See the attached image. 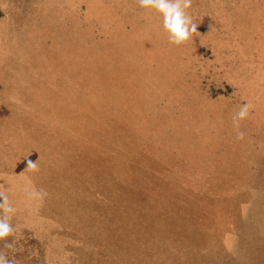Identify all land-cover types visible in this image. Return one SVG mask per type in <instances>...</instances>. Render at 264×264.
I'll return each instance as SVG.
<instances>
[{
    "label": "rangeland",
    "instance_id": "1",
    "mask_svg": "<svg viewBox=\"0 0 264 264\" xmlns=\"http://www.w3.org/2000/svg\"><path fill=\"white\" fill-rule=\"evenodd\" d=\"M10 1L0 0V190L20 211L0 251L16 264H264V0H193L199 34L181 45L137 0Z\"/></svg>",
    "mask_w": 264,
    "mask_h": 264
},
{
    "label": "clouds",
    "instance_id": "2",
    "mask_svg": "<svg viewBox=\"0 0 264 264\" xmlns=\"http://www.w3.org/2000/svg\"><path fill=\"white\" fill-rule=\"evenodd\" d=\"M193 0H137V3L145 9L159 13L163 18V28L168 33L171 44L181 45L191 40L193 34H199L198 25L193 21L187 11L192 7ZM249 105H244L237 113V117L244 119L248 114ZM235 122V118H234ZM238 127V125H237ZM244 134L239 132L238 139H243ZM26 167L29 171H39L38 165L33 160H28ZM2 188V187H0ZM30 198L43 199L47 193L43 190L27 192ZM0 241H7L16 231L10 222L16 213L5 190H0ZM5 248L15 250L14 243H5ZM0 264H16L15 258L9 260L7 252L0 251Z\"/></svg>",
    "mask_w": 264,
    "mask_h": 264
},
{
    "label": "bare ground",
    "instance_id": "3",
    "mask_svg": "<svg viewBox=\"0 0 264 264\" xmlns=\"http://www.w3.org/2000/svg\"><path fill=\"white\" fill-rule=\"evenodd\" d=\"M4 1H5V0H4ZM9 1H10V0H9ZM12 1H14V0H12ZM12 1H10V2H12ZM34 1H35V0H34ZM34 1H30V2H34ZM60 1H61V0H60ZM97 1H98V0H97ZM233 1H234V0H233ZM240 1H241V0H240ZM248 1H249V0H248ZM45 2H46V1H45ZM47 2H48V1H47ZM83 2H84V1H83ZM83 2H82V3H83ZM88 2H90V0H88ZM91 2H92V1H91ZM250 2H251V1H250ZM34 3H35V2H34ZM84 3H85V2H84ZM86 3H87V0H86ZM196 3H197V1H196ZM228 3H229V2H228ZM248 3H249V2H248ZM261 3H262V2H261ZM15 4H16V3H15ZM15 4H14V5H15ZM28 4H30V3H28ZM40 4H41V3H40ZM194 4H195V3H194ZM198 4H199V3H198ZM237 4H238V3H237ZM254 4H255V3H254ZM3 5H4V3H3ZM6 5H7V4H6ZM37 5H38V4H37ZM49 5H50V4H49ZM10 6H11V5H10ZM10 6H9V7H10ZM28 6H29V5H28ZM85 6H86V5H85ZM105 6H106V4H105ZM131 6H132V5H131ZM248 6H249V5H248ZM257 6H258V5H257ZM262 6H263V5H262ZM29 7H30V6H29ZM34 7H36V6H34ZM38 7H39V6H38ZM38 7H37V8H38ZM44 7H45V5H44ZM100 7H101V6H100ZM243 7H244V6H243ZM258 7H260V6H258ZM32 8H33V7H32ZM123 8H124V7H123ZM261 8H262V7H261ZM21 9H22V8H21ZM43 9H44V8H43ZM47 9H48V8H47ZM47 9H46V10H47ZM51 9H52V8H51ZM53 9H54V8H53ZM115 9H116V8H115ZM193 9H194V8H193ZM263 9H264V7H263ZM5 10H6V9H5ZM5 10H4V11H5ZM33 10H34V9H33ZM125 10H126V9H125ZM145 10H146V9H145ZM199 10H200V9H199ZM215 10H216V9H215ZM230 10H231V9H230ZM261 10H262V9H261ZM62 11H64V10H62ZM202 11H203V10H202ZM228 11H229V10H228ZM228 11H227V12H228ZM32 12H33V11H32ZM32 12H31V13H32ZM44 12H45V11H44ZM51 12H53V11H51ZM209 12H210V11H209ZM263 12H264V11H263ZM5 13H6V12H5ZM35 13H36V12H35ZM47 13H48V12H47ZM125 13H126V11H125ZM148 13H149V12H148ZM203 13H204V12H203ZM213 13H214V12H213ZM51 14H52V13H51ZM54 14H55V13H54ZM60 14H62V13H60ZM68 14H69V13H68ZM68 14H67V15H68ZM72 14H74V13L72 12ZM77 14H78V13H77ZM122 14H123V13H122ZM201 14H202V13H201ZM201 14H200V15H201ZM206 14H207V12H206ZM209 14H210V13H209ZM221 14H223V13H221ZM221 14H220V15H221ZM249 14H250V13H249ZM256 14H260V13H256ZM263 14H264V13H263ZM43 15H44V14H43ZM43 15H42V16H43ZM48 15H49V14H48ZM63 15H64V13H63ZM69 15H71V14H69ZM75 15H76V14H75ZM119 15H120V14H119ZM138 15H140V13H139ZM192 15H193V14H192ZM45 16H46V15H45ZM45 16H44V17H45ZM205 16H206V15H205ZM212 16H214V15H212ZM61 17H62V16H61ZM150 17H151V16H150ZM192 17H193V16H192ZM202 17H204V16H202ZM206 17H207V16H206ZM215 17H216V16H215ZM262 17H264V16H262ZM38 18H39V16H38ZM42 18H43V17H42ZM47 18H48V17H47ZM49 18H50V17H49ZM57 18H58V17H57ZM63 18L65 19L64 16H63ZM119 18H120V17H119ZM123 18H124V17H123ZM123 18H122V19H123ZM226 18H227V17H226ZM226 18H225V19H226ZM35 19H36V18H35ZM43 19H44V18H43ZM74 19H75V18H74ZM204 19H205V18H204ZM222 19H223V18H222ZM225 19H224V20H225ZM50 20H51V19H50ZM50 20H48V21H50ZM52 20H53V19H52ZM52 20H51V22H52ZM58 20H60V19H57V22H58ZM65 20H66V19H65ZM65 20H62V21L65 22ZM78 20H79V19H78ZM118 20H119V19H117V21H118ZM120 20H121V19H120ZM218 20H219V18H218ZM252 20H253V19H252ZM258 20H259V19H258ZM1 21L4 22V20H1ZM55 21H56V20H55ZM55 21H54V25H55ZM93 21H94V20H93ZM123 21H124V20H123ZM126 21H128V20H126ZM138 21H139V20H138ZM142 21H144V20H142ZM197 21H198V20H197ZM212 21H213V20H212ZM259 21H261V20H259ZM64 22H63V23H64ZM66 22H67V21H66ZM70 22H71V21H70ZM72 22H73V21H72ZM76 22H77V21H76ZM98 22H99V21H98ZM113 22H114V21H113ZM118 22H119V21H118ZM124 22H125V21H124ZM135 22H136V21H135ZM135 22H134V24H135ZM161 22H162V21H161V19H160V23H161ZM220 22H222V20H221ZM114 23H115V22H114ZM121 23H122V22H121ZM137 23H138V22H137ZM144 23H145V22H144ZM160 23H159V24H160ZM205 23H207V22H205ZM222 23H223V22H222ZM24 24H25V22H24ZM26 24H27V23H26ZM49 24L51 25L50 22H49ZM58 24H59V22H58ZM58 24H57V25H58ZM102 24H103V23H102ZM127 24H128V23H127ZM132 24H133V23H132ZM159 24H156V25H159ZM225 24H227V22H226ZM256 24H258V22H257ZM1 25H2V23H1ZM3 25H4V24H3ZM8 25H9V24H8ZM54 25H52V27H53ZM57 25H56L55 27H57ZM100 25H101V24H100ZM116 25H118V24H116ZM116 25H115V26H116ZM119 25H120V24H119ZM156 25H155V26H156ZM207 25H210V24L207 23ZM227 25H228V24H227ZM10 26H11V25H10ZM10 26H8V27L10 28ZM22 26H23V25H22ZM22 26H21V27H22ZM47 26H48V24H47ZM66 26H67V25H66ZM68 26H69V25H68ZM111 26H112V25H110L109 28H111ZM120 26H121V25H120ZM124 26H125V24H124ZM124 26H123V27H124ZM126 26H127V25H126ZM147 26H148V25H147ZM198 26H199V24H198ZM224 26H225V25H224ZM229 26H230V25H229ZM16 27L18 28V25H17ZM19 27H20V25H19ZM52 27H50V28H52ZM80 27H81V26H80ZM103 27H104V26H103ZM118 27H119V26H118ZM121 27H122V26H121ZM130 27H131V26H130ZM140 27H141V26H140ZM150 27H151V25H150ZM162 27H163V26H162ZM205 27H206V26H205ZM211 27H212V26H211ZM214 27H215V26H214ZM214 27L211 28V29L214 30ZM23 28H24V27H23ZM113 28H114V27H113ZM147 28L150 30L149 26H148ZM206 28H207V27H206ZM53 29H54V28H53ZM55 29H56V28H55ZM59 29H60V28H59ZM63 29H66V32H67V27H66V28H63ZM80 29H81V28H80ZM114 29H115V28H114ZM118 29H119V28H117V30H118ZM139 29H140V28H139ZM199 29H200V28H199ZM201 29H202V28H201ZM223 29H224V28H223ZM228 29H229V28H228ZM0 30H1V29H0ZM9 30H10V29H9ZM24 30H26V26H25V29H24ZM28 30H30V29H28V26H27V30H26V31H28ZM35 30H36V29H35ZM45 30H46V29H45ZM72 30L75 31V29H72ZM72 30H71V32H72ZM144 30H145V29H144ZM206 30H207V29H206ZM224 30H225V29H224ZM262 30H263V29H262ZM26 31H25V33H24V34H25L24 36L27 35V34H26ZM31 31H32V30H31ZM49 31H50V30H49ZM49 31H48V32H49ZM51 31H52V29H51ZM57 31H58V29H57ZM63 31H64V30H63ZM115 31H116V29H115ZM123 31H124V29H123ZM150 31H151V30H150ZM152 31H153V29H152ZM158 31H159V30H158ZM202 31H203V30H202ZM215 31H217V30H215ZM226 31H229V30H226ZM231 31H232V30H231ZM7 32H9V31H7ZM18 32H19V29H18ZM34 32H35V31H34ZM34 32H33V33H34ZM53 32H55V31H53ZM53 32H52V33H53ZM66 32H65V33H66ZM112 32H113V31H112ZM125 32H126V31H125ZM128 32H129V31H128ZM139 32H140V31H139ZM147 32H148V31H147ZM159 32H160V31H159ZM234 32H235V31H234ZM20 33H21V32H20ZM20 33H19V36H20ZM27 33H28V32H27ZM35 33H36V32H35ZM38 33H39V32H38ZM50 33H51V32H50ZM62 33H63V32H62ZM65 33H63V37H64ZM77 33H78V32H77ZM77 33H75V34H77ZM79 33H80V32H79ZM79 33H78V34H79ZM81 33H82V31H81ZM86 33H87V32L85 31V34H86ZM126 33H127V32H126ZM130 33H132V31H131ZM142 33H143V32H142ZM151 33H152V32H151ZM208 33H209V32H208ZM208 33H207L206 35H208ZM210 33L212 34L213 32L210 31ZM214 33H215V32H214ZM9 34H10V33H9ZM12 34H13V33H12ZM31 34H32V32L30 33V35H31ZM39 34H40V36L42 35L41 33H39ZM43 34H47V33L44 32ZM48 34H49V33H48ZM56 34H57V33H56ZM59 34H60V33H59ZM59 34H58L57 36H59ZM75 34L73 33L74 36H75ZM88 34H89V32H88ZM122 34H123V33H122ZM144 34H146V37H148L147 35H149V34H147V33H145V32H144ZM144 34H143V35H144ZM217 34H218V33H217ZM229 34H230V32H229ZM232 34H233V32H232ZM248 34H250V32H249ZM10 35H11V34H10ZM21 35H22V34H21ZM37 35H38V34H37ZM52 35H54V34H52ZM69 35H70V34H69ZM69 35H68V36H69ZM82 35L84 36V34H82ZM90 35H91V34H90ZM90 35H89V36H90ZM123 35H124V34H123ZM213 35H215V34H213ZM213 35H212V36H213ZM5 36H6V35H5ZM16 36H17V35H16ZM32 36H33V34H32ZM49 36H51V35L49 34ZM68 36H67V37H68ZM133 36H135V33H134ZM140 36H141V35H139L138 37H140ZM152 36H154V35H151V37H152ZM159 36H160V35H159ZM216 36H217V35H216ZM219 36H220V35H219ZM223 36H224V34H223ZM225 36H226V35H225ZM27 37H29V36H26V38H27ZM37 37H38V36H37ZM37 37H36V38H37ZM75 37H78V36H75ZM84 37H86V35H85ZM109 37H111V35H109ZM124 37H126V36H124ZM146 37H145V38H146ZM234 37H235V36H234ZM1 38H2V36H1ZM6 38L8 39V37H6ZM14 38H15V37H14ZM21 38L23 39V35H22ZM50 38H51V37H50ZM52 38H53V37H52ZM52 38H51V39H52ZM61 38H62V34H61ZM88 38H89V40H90L91 36H90V37L87 36V38H85V40L88 39ZM92 38H93V37H92ZM92 38H91V39H92ZM129 38H131V37H129ZM142 38H144V37H142ZM153 38H154V37H153ZM206 38H207V37H206ZM206 38H205V39H206ZM11 39H12V38H11ZM42 39H43V37H42ZM45 39H46V38H44V40H45ZM68 39H69V38H68ZM79 39H80V36H79ZM79 39H78V41H80ZM110 39H111V38H110ZM110 39H109V40H110ZM121 39H122V38H121ZM146 39H148V38H146ZM191 39H192V38H191ZM202 39H203V37H202ZM205 39H204L203 42L208 41V40L205 41ZM2 40H3V38H2ZM9 40H10V38H9ZM12 40H13V39H12ZM19 40H21V39H19ZM35 40H36V39H35ZM38 40H39V39H38ZM53 40L56 41V40H57V37H56V39H53ZM61 40H62V39H61ZM71 40H72V39H71ZM109 40H108V41H109ZM119 40H120V39H119ZM148 40H150V39H148ZM58 41H60V40H58ZM62 41H63V40H62ZM81 41H82V40H81ZM91 41H92V40H91ZM112 41H113V40H112ZM192 41H193V40H192ZM192 41H191V42H192ZM221 41H222V40H221ZM223 41H224V40H223ZM238 41H239V40H238ZM51 42H52V41H51ZM83 42H85V41H83ZM86 42H87V40H86ZM86 42H85V43H86ZM115 42H117V38L115 39ZM118 42H119V41H118ZM191 42H190V43H191ZM198 42H199V41H198ZM219 42H220V41H219ZM234 42H235V41H234ZM8 43H10V41H7V44H8ZM17 43H19L18 40H17ZM25 43H26V42H25ZM27 43H28V42H27ZM44 43H45V42H44ZM44 43H43V44H44ZM55 43H56V42H55ZM65 43H66V41H65ZM67 43H68V42H67ZM70 43H71V42H70ZM70 43H69V46H70ZM74 43H77V42H74ZM97 43H100V42H97ZM106 43H107V42H106ZM113 43H114V41H113ZM167 43H168V42H167ZM207 43H209V42H207ZM210 43H211V42H210ZM220 43H222V42H220ZM227 43H228V42H227ZM227 43H226V44H227ZM232 43H233V42H232ZM235 43H237V42H235ZM235 43H234V44H235ZM244 43H245V41H244ZM5 44H6V43H5ZM13 44H14V43H13ZM49 44H51V43L49 42ZM62 44H63V43H62ZM91 44H92V43H91ZM109 44H110V42H109ZM111 44H112V43H111ZM119 44H120V46H121V43H119ZM119 44L117 43V45H119ZM124 44H126V43H124ZM128 44H129V43H128ZM151 44H152V43H151ZM160 44H161V43H160ZM211 44H212V43H211ZM218 44H219V43H218ZM222 44H223V43H222ZM222 44H221V45H222ZM237 44H238V43H237ZM8 45H9V44H8ZM34 45H35V42H34ZM56 45H57V43H56ZM72 45H73V44H72ZM77 45H79V44H77ZM87 45H89V44H88V43L86 44V48H85V49H87V47H88ZM99 45H100V46H103V45H101V44H99ZM105 45H107V44H105ZM105 45H104V46H105ZM115 45H116V43H115ZM145 45H146V44H145ZM174 45H175V44H174ZM174 45H173V46H174ZM191 45H192V44H191ZM221 45H219V47H220ZM224 45H225V44H224ZM224 45H223V46H224ZM252 45H253V44H252ZM257 45H258V44H257ZM17 46H18V44H17ZM23 46H24V45H23ZM35 46H36V45H35ZM37 46H38V45H37ZM37 46H36V47H37ZM41 46H42V45H41ZM41 46H40V47H41ZM58 46H59V44H58ZM58 46H57V47H58ZM60 46H61V45H60ZM66 46H67V44H66ZM66 46H65V47H66ZM83 46H84V45H83ZM92 46H95V45L93 44V45H91V47H92ZM96 46H97V45H96ZM96 46H95V47H96ZM129 46H130V45H129ZM139 46H140V45H138V47H139ZM146 46H147V45H146ZM148 46H149V45H148ZM162 46H163V45H162ZM216 46H218V45H216ZM228 46H229V45H228ZM235 46H236V45H235ZM241 46H242V45H241ZM9 47H10V46H9ZM19 47H20V46H19ZM21 47H22V46H21ZM24 47H26V45H25ZM29 47H30V46H29ZM38 47H39V46H38ZM62 47H63V46H62ZM78 47H79V46H78ZM89 47H90V46H89ZM116 47H117V46H116ZM125 47H126V46H125ZM140 47H141V46H140ZM213 47H214V46H213ZM224 47H225V46H224ZM226 47H227V46H226ZM230 47H231V46H230ZM232 47H233V45H232ZM239 47H240V46H239ZM17 48H18V47H17ZM33 48H34V47H33ZM58 48H59V47H58ZM98 48H100V47H98ZM101 48H102V47H101ZM143 48H144V47H143ZM146 48H147V47H146ZM149 48L152 49L151 46H150ZM155 48H156V47H155ZM216 48H217V47H216ZM255 48H256V45H255ZM263 48H264V47H263ZM20 49H21V48H20ZM26 49H27V47H26ZM109 49H110V48H109ZM111 49H112V47H111ZM111 49H110V50H111ZM126 49H127V48H126ZM144 49H145V48H144ZM153 49H154V47H153ZM157 49H158V48H156V50H157ZM164 49H166V48H164ZM182 49H183V48H182ZM194 49H196V48H194ZM220 49H222V48H219V50H220ZM15 50H16V49H15ZM93 50H94V49H93ZM93 50H92V51H93ZM98 50H100V49H98ZM107 50H108V49H107ZM113 50H114V49H113ZM128 50H129V49H127V51H128ZM145 50H146V49H145ZM162 50H163V49H161V51H162ZM223 50H224V49H223ZM226 50H227V52H228L230 49L228 50V48H227ZM263 50H264V49H263ZM30 51H31V50H30ZM111 51H112V50H111ZM111 51H107V53H108V52L110 53ZM131 51H133V49H132ZM136 51H137V50H136ZM148 51H149V50H148ZM158 51H159V49H158ZM174 51H175V50H174ZM194 51H195V50H194ZM224 51H225V50H224ZM231 51H232V50H231ZM234 51H235V50H234ZM236 51H237V50H236ZM236 51H235V52H236ZM254 51H255V49H254ZM18 52H19V51H18ZM21 52H22V51H21ZM23 52H25V50H24ZM23 52H22V54H23ZM62 52H63V51H62ZM65 52H66V51H65ZM78 52H79V51H78ZM80 52H81V51H80ZM102 52H103V51H102ZM113 52H114V51H113ZM121 52H122V50H121ZM151 52H153V51H151ZM164 52H165V51H164ZM177 52H178L177 54H179V51H177ZM180 52H181V50H180ZM184 52H186V51H184ZM219 52H220V51H219ZM229 52H230V51H229ZM256 52H257V51H256ZM256 52H253V53H256ZM19 53H20V52H19ZM19 53H18V54H19ZM39 53H40V52H39ZM81 53H82V52H81ZM81 53H80V54H81ZM91 53H92V52H91ZM100 53H101V51H100ZM100 53H99V54H100ZM109 53H108V57H110V56H109ZM115 53H116V51H115ZM122 53H123V52H122ZM136 53H137V52H136ZM146 53H147V52H146ZM156 53H157V55L160 54V52H159V53L156 52ZM182 53H183V52H182ZM214 53H216V49H215V52H214ZM221 53H222V52H221ZM238 53H239V52H238ZM22 54H21V56H22ZM33 54H34V53H33ZM82 54H83V53H82ZM97 54H98V53H96V55H97ZM101 54H102V53H101ZM105 54H106V52H105ZM133 54H134V52H133ZM133 54H132V55H133ZM153 54L155 55V53H153ZM165 54H166V53H165ZM165 54H164V55H165ZM219 54H220V53H219ZM226 54H227V53H226ZM232 54H233V53H232ZM232 54H229V55L231 56ZM241 54H242V53H241ZM25 55H26V54H25ZM102 55H103V54H102ZM118 55H119V54H118ZM135 55H136V54H135ZM135 55H133V57H134ZM151 55H152V54H151ZM174 55L177 56V55H176V52H175ZM190 55H191V53H190ZM190 55H189V56H190ZM193 55H194V54H193ZM193 55H192V56H193ZM23 56H24V54H23ZM23 56H22V57H23ZM62 56H66V55L64 54V52H63V55H62ZM70 56H71V55H70ZM92 56H93V55H92ZM100 56H101V55H100ZM103 56H104V55H103ZM169 56H170V55H169ZM181 56H182V55H181ZM184 56H186V55H184ZM253 56H255V55H253ZM256 56H257V55H256ZM24 57H26V56H24ZM43 57H44V56H43ZM105 57H106V56H105ZM113 57H114V56H113ZM155 57H156V56H155ZM163 57H165V56H163ZM190 57H191V56H190ZM190 57H189V58H190ZM224 57H225V56H224ZM224 57H223V58H224ZM235 57H236V56H235ZM19 58H20V56H19ZM98 58H99V57H98ZM101 58H102V57H101ZM152 58L154 59V57H152ZM156 58H157V57H156ZM170 58H171V57H170ZM172 58H173V56H172ZM223 58H222V59H223ZM249 58H250V57H249ZM21 59H23V58H21ZM24 59H25V58H24ZM41 59H42V57H41ZM44 59H45V58H44ZM131 59H132V58H131ZM173 59H174V58H173ZM190 59H192V57H191ZM190 59H189V60H190ZM224 59H225V58H224ZM229 59H231V57H230ZM242 59H243V58H242ZM250 59H252V58H250ZM256 59H257V58H256ZM259 59H260V58H259ZM16 60H17V59H16ZM25 60H26V59H25ZM66 60H67V59H66ZM98 60H99V59H98ZM133 60H134V59H133ZM178 60H179V59H178ZM180 60H181V59H180ZM182 60H183V58H182ZM243 60H244V59H243ZM261 60H262V59H261ZM26 61H27V60H26ZM71 61H72V60H71ZM73 61H74V60H73ZM77 61H80V58H79ZM77 61H76V62H77ZM81 61H82V60H81ZM111 61H112V59H111ZM113 61H114V60H113ZM113 61H112V62H113ZM120 61H121V60H120ZM153 61H154V60H153ZM175 61H176V60H174L173 62H175ZM234 61H235V60H234ZM244 61H245V60H244ZM248 61H249V59H248ZM262 61H263V60H262ZM42 62H43V61H42ZM76 62H75V63H76ZM130 62H131V61H130ZM130 62H129V63H130ZM134 62H135V61H134ZM134 62H133V63H134ZM190 62H191V60H190ZM239 62H240V61H239ZM242 62H243V61H242ZM250 62H252V61H250ZM114 63L116 64V62H114ZM131 63H132V62H131ZM175 63H176V62H175ZM177 63H178V62H177ZM230 63H231V62H230ZM243 63H244V62H243ZM254 63H255V62H254ZM44 64H45V63H43V65H44ZM126 64H128V63H126ZM136 64H137V63H136ZM171 64H172V65H175V64H173V63H171ZM171 64H170V65H171ZM179 64H180V66L182 67L183 64L181 65V62H180ZM251 64H252V63H251ZM256 64H257V63H256ZM258 64H259V63H258ZM113 65H114V64H113ZM116 65H117V64H116ZM121 65H122V64H121ZM123 65H124V64H123ZM164 65H165L166 67H167V66H168V67L170 66V65H167V64H164ZM172 65H171V66H172ZM176 65H177V64H176ZM211 65H212V64H211ZM234 65H235V64H234ZM244 65H246V63H245ZM252 65H253V64H252ZM19 66H20V65H18V67H19ZM124 66H125V65H124ZM124 66H123V67H124ZM158 66H159V65H158ZM187 66H188V65H187ZM212 66H213V65H212ZM241 66L243 67V64H242ZM248 66H249V64H248ZM259 66H260V65H259ZM66 67H67V66H66ZM136 67H137V66H136ZM138 67H139V66H138ZM144 67H146V65H145ZM173 67H174V66H173ZM177 67H178V65H177ZM177 67H175V70H176ZM181 67H179V68H181ZM184 67H186V65H185ZM210 67H211V66H210ZM213 67H214V66H213ZM213 67H212V68H213ZM230 67H231V66H230ZM246 67H247V66H246ZM257 67H258V66H257ZM70 68H71V67H70ZM80 68H81V67H80ZM121 68H122V66H121ZM133 68H134V67H133ZM133 68H132V69H133ZM158 68H160V67H158ZM162 68H164V67H162ZM170 68H171V67H170ZM179 68H177V69H179ZM186 68H187V67H186ZM186 68H185V69H186ZM212 68H209V69H212ZM236 68H237V67H236ZM244 68H245V67H244ZM258 68H259V67H258ZM260 68H261V67H260ZM143 69H144V68H143ZM209 69H208V70H209ZM226 69H227V68H226ZM233 69H234V67H233ZM238 69H239V68H238ZM238 69H237V70H238ZM59 70L61 71V69H58V72H59V73L63 72V74H64V71H61V72H60ZM111 70H112V69H111ZM133 70L135 71V69H133ZM161 70H162V69H161ZM167 70H169V69L167 68ZM235 70H236V69H235ZM113 71H114V70H113ZM169 71H170V70H169ZM169 71H168V73L166 72V74H169ZM173 71H174V70H173ZM177 71H179V70H176V72H177ZM186 71H187V70H186ZM209 71H210V70H209ZM213 71H214V70H212V72H213ZM233 71H234V70H233ZM246 71H247V70H246ZM260 71H261V69H260ZM110 72H111V71H110ZM119 72H120V71H119ZM148 72H149V71H148ZM148 72H146V73L148 74ZM201 72H202V71H201ZM212 72H211V73H212ZM214 72H215V71H214ZM214 72H213V74H214ZM220 72H221V71H220ZM237 72H238V71H237ZM258 72H259V71H258ZM112 73H113V72H112ZM121 73H122V72H121ZM130 73H134V72H130ZM149 73H150V72H149ZM163 73H164V72H163ZM178 73H179V72H178ZM221 73H222V72H221ZM225 73H226V72H225ZM229 73H230V72H229ZM244 73H245V72H244ZM244 73H242V75H243ZM116 74H117V73H116ZM204 74H205V73H204ZM129 75H130V74H129ZM133 75H134V74H133ZM150 75H151V74H150ZM153 75H154V74H152V76H153ZM156 75H158V74H155L154 78L157 77ZM164 75H165V74H164ZM180 75H181V74H180ZM184 75H185V74H184ZM209 75H210V74H209ZM242 75H241V76H242ZM244 75H245V74H244ZM248 75H249V74H248ZM257 75H258V73H257ZM46 76H47V75H46ZM46 76H45V77H46ZM49 76H50V75H49ZM52 76H53V75H52ZM112 76H113V74H112ZM159 76H160V74H159ZM170 76L172 77V74H170ZM173 76H174V75H173ZM175 76L177 77V73H176ZM186 76H187V75H186ZM190 76H191V75H190ZM190 76H188V79L190 78ZM211 76H212V75H211ZM223 76H224V75H223ZM230 76H231V75H230ZM234 76H236V75L234 74ZM114 77H116V76H114ZM148 77H149V76H148ZM150 77H151V76H150ZM164 77H166V76H164ZM167 77H168V76H167ZM178 77H180V76H178ZM184 77H185V76H184ZM258 77H260V76H258ZM258 77H257V78H258ZM42 78H43V77H42ZM64 78H65V77H64ZM151 78H152V77H151ZM151 78H150L149 80H151ZM172 78H173V77H172ZM172 78H171V79H172ZM181 78L183 79V77H181ZM193 78H194V77H193ZM210 78H211V77H210ZM225 78H226V77H225ZM235 78H236V77H235ZM260 78H261V77H260ZM260 78H258V79H260ZM40 79H41V78H40ZM59 79H60V78H59ZM115 79H117V77L114 78V80H115ZM158 79H159V78H158ZM185 79H186V78H185ZM191 79H192V78H191ZM216 79H218V78H216ZM37 80H38V79H37ZM152 80H153V79H152ZM152 80H151V81H152ZM160 80H161V78H160ZM162 80H163V79H162ZM176 80H177V78H176ZM221 80H222V79H221ZM228 80H229V79H228ZM228 80H227V81H228ZM21 81H22V80H21ZM32 81H33V79H32ZM34 81H35V80H34ZM41 81H42V80H41ZM53 81H55V80L53 79ZM70 81H71V80H70ZM151 81H150V82H151ZM163 81H165V79H164ZM169 81H170V79H169ZM173 81H174V80H172L171 82L174 83ZM180 81H181V80H180ZM194 81H195V79H194ZM194 81H193V82H194ZM199 81H200V79H199ZM235 81H236V80H235ZM246 81H247V80H246ZM252 81H253V80H252ZM35 82H36V81H35ZM62 82H63V81H62ZM113 82H114V81H113ZM118 82H119V81H118ZM155 82H157V81H155ZM166 82H167V79H166ZM175 82H176V81H175ZM183 82L185 83L186 81H183ZM191 82H192V81H191ZM223 82H224V81H223ZM242 82H243V81H242ZM51 83H53V82H51ZM57 83H58V82H57ZM163 83H165V82H163ZM167 83H168V82H167ZM197 83H198V82H197ZM202 83H203V82H202ZM202 83H201V81H200V84H202ZM208 83H209V82H208ZM229 83H230V82H229ZM53 84H54V83H53ZM111 84H113V83L111 82L110 85H111ZM150 84H151V83H150ZM165 84H166V83H165ZM187 84H188V83H187ZM203 84H204V83H203ZM214 84H216V83H214ZM238 84H239V83H238ZM245 84H247V83H245ZM47 85H49V84H47ZM54 85H55V84H54ZM54 85H53V86H54ZM65 85H66V84H65ZM151 85H152V84H151ZM151 85H149V86H151ZM163 85H164V84H163ZM169 85L171 86V84H169ZM173 85H174V84H173ZM182 85H184V84H182ZM182 85L179 84V86H182ZM185 85H186V84H185ZM193 85H194V84H193ZM208 85H209V84H208ZM216 85H217V84H216ZM241 85H242V84H241ZM243 85H244V84H243ZM243 85H242V86H243ZM49 86H50V85H49ZM113 86H114V85H113ZM158 86H159V85H158ZM166 86H168V85H166ZM177 86H178V83H177ZM191 86H192V85H191ZM246 86H247V85H246ZM40 87H41V86H40ZM182 87H183V86H182ZM195 87H196V86H195ZM203 87H204V86H203ZM212 87H213V86H212ZM224 87H225V86H224ZM168 88H169V86H168ZM173 88L175 89L176 87L174 86ZM180 88H181V87H180ZM187 88H188V87H187ZM192 88H194V87L192 86ZM239 88H240V87H239ZM245 88H247V87H245ZM248 88H249V87H248ZM48 89H49V88H48ZM151 89H153V88H151ZM178 89H179V88H177V90H178ZM183 89H184V88H183ZM183 89L180 90V91H184ZM155 90H156V89H155ZM172 90H173V89H172ZM190 90H191V88H190ZM193 90L195 91V89H193ZM240 90H241V89H240ZM47 91H49V90H47ZM173 91H175V90H173ZM173 91H172V92H173ZM187 91H189V90H187ZM208 91H209V90H208ZM247 91H248V90H247ZM149 93H150V92H149ZM174 93H175V95H176V93H178V92H174ZM185 93H186V92H185ZM154 94H155V93H154ZM159 94H160V93H159ZM159 94H158V95H159ZM178 94H179V93H178ZM178 94H177V96H178ZM237 94L239 95V93H237ZM241 94H242V93H241ZM246 94H247V93H246ZM248 94H249V93H248ZM151 95H153V94H151ZM160 95H161V94H160ZM179 95H180V94H179ZM182 95H183L184 97H186L185 94H182ZM182 95H181V96H182ZM186 95H187V94H186ZM249 95H250V94H249ZM155 96H156V95H155ZM155 96H154V97H155ZM183 96H182V97H183ZM236 96H237V95H236ZM241 96H242V95H241ZM184 97H183V98H184ZM187 97H188V95H187ZM263 97H264V96H263ZM174 98H175V97H174ZM176 98H177V97H176ZM179 98H180V96H179ZM188 98H189V97H188ZM249 98H251V97H249ZM151 99H152V97H151ZM230 99H231V97H230ZM253 99H254V98H253ZM183 100L185 101V98H184ZM233 100H234V99H233ZM235 100H236V98H235ZM154 101H156V100H154ZM154 101H153V102H154ZM176 101H177V100H176ZM227 101H228V99H227ZM249 101H250V100H248V102H249ZM177 102L179 103V101H177ZM244 102H245V101H244ZM188 103H189V102H188ZM241 103H242V102H241ZM211 104H212V103H211ZM242 104H243V103H242ZM152 105H153V104H152ZM152 105H150V106H152ZM154 105H155V104H154ZM245 105H246V104H245ZM176 106H177V105H176ZM178 106H179V104H178ZM185 106H186V105H185ZM187 106H188V105H187ZM189 106H190V105H189ZM239 106H240V105H239ZM242 106H244V105H242ZM152 107H153V106H152ZM183 107H184V106H183ZM183 107H182V108H183ZM198 107H199V106H198ZM231 107H233V106H231ZM196 108H197V107H196ZM196 108H195V110H196ZM234 108H235V107H234ZM237 108H238V107H237ZM259 108H261V107H259ZM259 108H258V109H259ZM46 109H48V108H46ZM150 109H151V108H150ZM167 109H168V108H167ZM167 109H166V110H167ZM171 109H172V108H171ZM171 109H170V111H171ZM186 109L189 110V107H188V108L186 107ZM200 109H201V108H200ZM49 110H50V109H49ZM161 110H162V109H161ZM161 110H160V111H161ZM197 110H198V109H197ZM197 110H196V111H197ZM237 110H238V109H237ZM47 111H48V110H47ZM163 111H164V110H163ZM163 111H162V112H163ZM198 111H199V110H198ZM50 112H51V110H50ZM162 112H161V115H163V116H164V114L167 113L166 111H165L166 113H165V112L162 113ZM172 112H173V111H172ZM179 112H181V111H179ZM186 112H187V111H186ZM186 112H185V113H186ZM203 112H204V111H203ZM249 112H250V111H249ZM48 113H49V112H48ZM183 113H184V111H183ZM183 113H182V114H183ZM200 113H201V112H200ZM232 113H233V112H232ZM235 113H236V111H235ZM174 114H175V113H174ZM187 114H188V113H187ZM249 114H250V113H249ZM49 115H50V114H49ZM157 115H158V113H157ZM161 115H160V116H161ZM177 115H180V114L178 113ZM229 115H230V114H229ZM233 115H234V113H233ZM254 115H255V114H254ZM259 115H260V114H259ZM259 115H257V116H259ZM29 116H30V115H29ZM37 116H38V115H37ZM150 116H151V115H150ZM172 116H173V115H172ZM180 116H181V115H180ZM186 116H187V115L183 116V118L186 117ZM247 116H248V115H247ZM34 117H36V116H34ZM151 117H152V116H151ZM170 117H171V115H170ZM178 117H179V116H178ZM233 117H234V116H233ZM37 118H38V117H37ZM175 118H176V117H175ZM175 118H172V119H175ZM179 118H180V117H179ZM183 118H182V119H183ZM254 118H255V117H254ZM254 118H253V119H254ZM161 119H162V118H161ZM172 119H171V120H172ZM184 119H185V118H184ZM184 119L181 120V121H184ZM186 119H187V117H186ZM186 119H185V120H186ZM251 119H252V118H251ZM167 120H169V119H167ZM167 120L165 119L166 122H168ZM178 120H179V119H178ZM165 121H164V122H165ZM187 121H189V120H187ZM190 121H191V120H190ZM190 121H189V122H190ZM230 121H231V120H230ZM236 121H237V120H236ZM258 121H259V120H258ZM31 122H32V120H31ZM173 122H174V121H173ZM175 122H176V121H175ZM245 122H246V121H245ZM47 123H48V122H47ZM179 123H183V122H179ZM169 124H170V122H169ZM242 124H243V123H242ZM243 127H244V126H243ZM190 128H191V127H190ZM224 129H225V128H224ZM224 129H223V130H224ZM238 129H239V128H238ZM244 131H245V130H244ZM251 134H252V133H251ZM249 135H250V134H249ZM249 135H248V136H249ZM255 135H256V134H255ZM246 136H247V135H246ZM240 142H241V141H240ZM236 143H237V141H236L234 144L236 145ZM64 146H65V145H64ZM224 146H226V145H224ZM235 148H236V147H235ZM254 148H255V147H254ZM26 149H28V148H26ZM254 150L256 151V149H254ZM233 153H234V151H233ZM259 156H260V155H259ZM256 157H257V156H256ZM83 159H84V158H83ZM80 166H82V165H80ZM85 166H87V165L85 164ZM73 167H74V166H73ZM74 168H75V167H74ZM12 176H13V175H12ZM12 176H11V177H12ZM17 177H18V176H17ZM1 178H2V176H1ZM17 179H18V181H19L21 178H17ZM0 181H1V180H0ZM21 182L23 183V181H21ZM15 183H18V185L21 184V183L16 182V181H15ZM11 184H12V183H11ZM13 185H14V184H13ZM14 186H15V185H14ZM19 186L21 187V185H19ZM23 186H24V185H23ZM23 186H22V187H23ZM16 187H17V186H16ZM16 187H15V188L13 187V188L16 189ZM17 189H18V188H17ZM21 189H22V188H20V190H21ZM23 189H24V188H23ZM16 191H17V190H16ZM8 192H9V191H8ZM20 192H22V191H20ZM27 192H28V191H27ZM25 193H26V192H25ZM13 194L15 195L14 191H13ZM13 194H12V195H13ZM14 195H13V196H14ZM18 195H19V192H18ZM24 195H25V194H24ZM9 196H11V195H9ZM15 196H16V195H15ZM20 197H21V194H20ZM9 198H10V197H9ZM22 198H23V196H22ZM25 198H26V196H25ZM19 199H20V198H19ZM32 199H33V198H32ZM14 201H16V200H14ZM18 201H19V200H18ZM28 201H30V200H28ZM28 201H26V202H28ZM11 202H12V200H11ZM19 202H20V201H19ZM31 202L33 203V201H31ZM21 203H22V202H21ZM21 203H19V204H21ZM24 203H25V202H24ZM14 204H15V202H14ZM14 204H13V205H14ZM16 205H17V203H16ZM16 205H15V206H16ZM21 205H22V204H21ZM24 205H25V204H24ZM24 205H22V206H24ZM30 206H32V205L30 204ZM18 207H19V206H18ZM20 207H21V206H20ZM24 207H26V206H24ZM16 208H17V207H16ZM18 209H19V208H18ZM26 209H27V208H26ZM22 210H23V208L21 209V211H22ZM16 211H18V213H19L20 210H16ZM172 212H173V211H172ZM21 213H22V212H21ZM23 213H24V212H23ZM173 213H174V212H173ZM15 214H16V213H15ZM24 214H25V213H24ZM21 216H22V215H21Z\"/></svg>",
    "mask_w": 264,
    "mask_h": 264
}]
</instances>
